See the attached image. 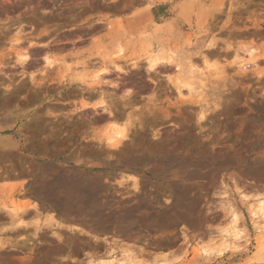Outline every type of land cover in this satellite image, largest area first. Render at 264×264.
<instances>
[{
    "label": "rangeland",
    "instance_id": "rangeland-1",
    "mask_svg": "<svg viewBox=\"0 0 264 264\" xmlns=\"http://www.w3.org/2000/svg\"><path fill=\"white\" fill-rule=\"evenodd\" d=\"M105 262L264 264V0H0V264Z\"/></svg>",
    "mask_w": 264,
    "mask_h": 264
},
{
    "label": "bare ground",
    "instance_id": "bare-ground-1",
    "mask_svg": "<svg viewBox=\"0 0 264 264\" xmlns=\"http://www.w3.org/2000/svg\"><path fill=\"white\" fill-rule=\"evenodd\" d=\"M159 59H160V57H158L156 60H154L152 64L156 66V65L158 64V62H159ZM193 90H194V89H193ZM191 91H192V89H191ZM120 135H121V138H122V139H124V138L127 137V135H123V134H120ZM119 140H120V139H118V141H119ZM20 222H21V221H20ZM20 222H19V223H20ZM103 264H104V263H103ZM105 264H106V262H105ZM107 264H108V263H107Z\"/></svg>",
    "mask_w": 264,
    "mask_h": 264
}]
</instances>
